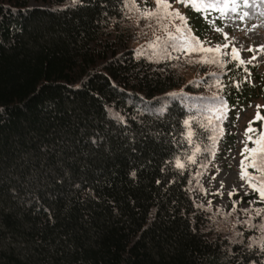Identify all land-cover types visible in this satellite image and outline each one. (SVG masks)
Segmentation results:
<instances>
[{
    "label": "trees",
    "instance_id": "1",
    "mask_svg": "<svg viewBox=\"0 0 264 264\" xmlns=\"http://www.w3.org/2000/svg\"><path fill=\"white\" fill-rule=\"evenodd\" d=\"M126 10L0 0V264H264L249 236L211 232L185 124L199 135L205 112L184 105L178 74L136 57ZM187 14L198 37L222 34L220 12ZM237 65L218 79L224 101L264 102V75Z\"/></svg>",
    "mask_w": 264,
    "mask_h": 264
},
{
    "label": "rangeland",
    "instance_id": "2",
    "mask_svg": "<svg viewBox=\"0 0 264 264\" xmlns=\"http://www.w3.org/2000/svg\"><path fill=\"white\" fill-rule=\"evenodd\" d=\"M172 10L179 11L187 18V7L176 0H169ZM141 11L155 10L156 0H136ZM33 6H42L33 3ZM235 10H231L232 8ZM125 20L131 28V38L129 44L135 52L137 58H144L154 69L160 72H170L178 74L184 79L185 85L176 90L181 92L182 97L187 98L184 105L190 108V112L200 109L205 112L200 123H202L199 135H193L191 146L199 144L201 153L196 157L199 167L197 176L198 187L193 188V195L197 205L210 215L211 232L231 241L243 242L249 236V242L257 245L261 250L264 248V231L261 225L264 224V213L256 215V209H264V202L259 198L257 192L240 178V165L243 160L242 150L245 147L246 124L257 113L261 115V98L247 106L235 108L233 112H227V119L216 121L213 118V126L206 127L208 118L213 115L215 108L219 107L223 101L221 85L218 86V79H222L225 74V66L216 63H199L205 55L204 53H180L168 48L171 56L159 55L149 47L156 43L160 49L169 44L168 33L177 34L176 27L181 25L179 20L170 22L164 20L168 26V32L161 29L154 19H145L143 16L127 5ZM224 21V42L219 36L212 33L205 39H198L189 24L191 35L201 41L205 47L215 48L219 46L221 53H231L232 49L239 50L240 57L250 64L257 66V72L264 75V0H237L235 5H230L227 14L223 16ZM178 35V34H177ZM159 38V40L157 39ZM137 50H142L143 55H138ZM213 55V54H208ZM230 56L221 55V60L226 64ZM255 57V59H253ZM249 73V72H248ZM245 74L247 80L256 83L252 73ZM210 79L211 84L205 87L202 92L195 89L193 96H200V104L196 106L194 100L188 98L187 86L194 83H201ZM214 82V83H213ZM200 85V84H199ZM221 90V91H220ZM193 91V90H192ZM194 99V98H190ZM164 108L166 104H164ZM199 120V119H198ZM222 127L223 132L219 133L218 128ZM212 136L217 137V143H213ZM248 147L250 146L248 143ZM192 151V153H193ZM234 192V195H229ZM235 201V207L233 202Z\"/></svg>",
    "mask_w": 264,
    "mask_h": 264
},
{
    "label": "snow or ice",
    "instance_id": "3",
    "mask_svg": "<svg viewBox=\"0 0 264 264\" xmlns=\"http://www.w3.org/2000/svg\"><path fill=\"white\" fill-rule=\"evenodd\" d=\"M178 3L184 4L185 7L191 6L195 11L207 16L213 12L218 11L221 13V16L227 14V11L230 8V5H235L237 0H176ZM127 5L130 10L140 13L145 19H154L160 25L161 29L165 32H168V26L163 23L164 20H169L174 22L179 20L181 22L180 26L176 27V33H168L169 44H166L163 49L159 48V45L156 43L150 44L149 47L157 52L159 55L171 56V53L168 52V48H171L173 51L186 53L191 55L192 53H204L205 55L201 60L197 61L199 63H216L220 66H225L221 60V55L230 56L231 60L237 61V66L245 65L246 63H251V61H245L240 57L239 50L233 48L231 53H221V48L219 46L205 47L204 44L199 41L196 37L191 35V29L188 27V21L185 16H183L179 11L172 10V4L169 0H156L155 10H144L141 11L137 6L136 0H127ZM231 10H235L233 7ZM218 31L220 29H217ZM159 40V38H157ZM264 51V48L261 49ZM138 55H143L142 50H137ZM213 54V55H208ZM255 59V57H253ZM245 72H248L247 67L244 68ZM250 76L251 73L249 72ZM239 87V85H237ZM228 106L226 102H222L221 105L215 108L213 115L208 118V124L206 127L213 126V118L216 121H221L227 119ZM256 120L264 121V116H260L257 113ZM255 121L249 122L248 128L245 130V147L242 150L243 160L240 165V178L244 180L253 191L257 192L259 198L264 202V124L261 125L259 129L253 128L252 124ZM186 126L188 127V132L186 135L187 140L191 143L194 133L191 130V122L186 121ZM219 133L223 132V128L219 127ZM211 139L213 143H217V137L212 136ZM248 143H251L253 147H248ZM201 153V147L199 144H196L194 147L193 153L188 157V160L195 164L196 157ZM176 167L180 169L185 168V163L181 161H176ZM252 168L258 175H253L249 173L248 169ZM229 195H234V192H230ZM235 207V201L233 202ZM256 215H261L264 213V209H256ZM261 230L264 231V224L261 226Z\"/></svg>",
    "mask_w": 264,
    "mask_h": 264
}]
</instances>
